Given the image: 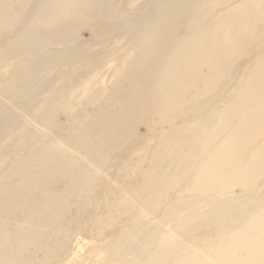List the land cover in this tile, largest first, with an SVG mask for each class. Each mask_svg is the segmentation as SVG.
I'll list each match as a JSON object with an SVG mask.
<instances>
[{"label": "bare ground", "instance_id": "obj_1", "mask_svg": "<svg viewBox=\"0 0 264 264\" xmlns=\"http://www.w3.org/2000/svg\"><path fill=\"white\" fill-rule=\"evenodd\" d=\"M113 2L0 0V37L10 39L0 63L66 50L109 10L97 34L125 41L124 58L108 62L124 69L102 109L0 173V264L54 263L52 240L92 211L94 240L111 214L129 224L103 261L264 264V0ZM19 114H1L0 135ZM121 169L127 186L106 187V171Z\"/></svg>", "mask_w": 264, "mask_h": 264}, {"label": "rangeland", "instance_id": "obj_2", "mask_svg": "<svg viewBox=\"0 0 264 264\" xmlns=\"http://www.w3.org/2000/svg\"><path fill=\"white\" fill-rule=\"evenodd\" d=\"M122 1L124 0H114L113 3ZM113 7L115 9V5ZM112 13L113 10H109L105 17L95 22V26L81 30L79 40L72 44L73 46L66 47L68 50L63 47H48L38 52L39 54H24L19 58L0 63V99L6 94L10 98L8 104L5 105L7 108L5 106L2 108L0 116L12 110L17 114L20 113L13 124L5 128L0 135V173L11 169L17 156L26 158L32 152L31 150L49 146L65 133L88 123L91 115L102 109L104 102L119 83L121 71L124 69L120 64H116L114 68L108 64V62L112 63L124 58L121 53L125 44L123 38L118 34H97L102 26L112 21ZM9 41L10 39L6 37H0V48L9 45ZM111 46L115 48L112 49ZM100 56L104 57L105 63L99 69L93 71L86 67V62ZM39 60L41 63L38 62ZM17 65L24 70V73H17ZM92 79L95 84L89 86ZM84 80L86 84H89L86 85ZM81 83L90 88L89 90L87 87L86 95L77 88ZM23 107L24 110H22ZM46 120L50 122L48 129L42 125ZM137 155L136 152L133 156ZM122 158L118 156L113 164L119 167ZM118 172L106 171L103 179L106 187L116 190L127 186L124 181L117 180L124 175L125 170L121 169ZM62 188L63 185L60 184L59 189ZM99 207L101 211L106 209L103 203ZM94 216V211H92L89 216L84 215L75 219L70 227L69 236L60 239L57 247L54 246L55 242L52 240V248H50L54 249L51 255L56 258V261L58 260L57 262L54 260L52 264H121L124 262V260H113L111 263L107 260L103 261L105 251L101 248L110 246V238L119 236L123 230L129 228L127 220L119 219L111 214L102 223L103 237L94 240L93 230L96 226ZM112 220H115L114 228L117 230L108 227ZM128 253L125 252L124 255ZM39 258H43V254H40Z\"/></svg>", "mask_w": 264, "mask_h": 264}]
</instances>
